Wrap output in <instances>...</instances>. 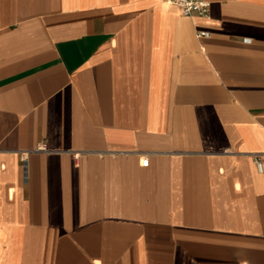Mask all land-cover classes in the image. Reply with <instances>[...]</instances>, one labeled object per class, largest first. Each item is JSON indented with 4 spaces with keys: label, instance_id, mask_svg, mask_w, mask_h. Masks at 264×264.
Returning <instances> with one entry per match:
<instances>
[{
    "label": "crops",
    "instance_id": "0c3cea01",
    "mask_svg": "<svg viewBox=\"0 0 264 264\" xmlns=\"http://www.w3.org/2000/svg\"><path fill=\"white\" fill-rule=\"evenodd\" d=\"M207 1L0 0V264H264V0Z\"/></svg>",
    "mask_w": 264,
    "mask_h": 264
},
{
    "label": "built area",
    "instance_id": "2783aa9c",
    "mask_svg": "<svg viewBox=\"0 0 264 264\" xmlns=\"http://www.w3.org/2000/svg\"><path fill=\"white\" fill-rule=\"evenodd\" d=\"M166 3L177 6L181 14L184 16H202L207 17L210 10V2L207 0H164ZM198 37L209 36L207 31L198 32ZM38 150H45V146H39ZM26 159V155L23 156V160ZM148 160H144V164H147ZM255 163L259 172L264 171V159L262 155L258 154L255 157Z\"/></svg>",
    "mask_w": 264,
    "mask_h": 264
}]
</instances>
